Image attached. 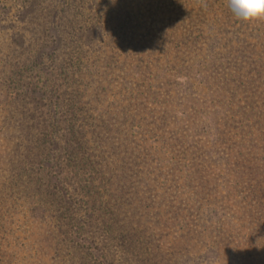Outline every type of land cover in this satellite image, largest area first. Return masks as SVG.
<instances>
[{"label": "rangeland", "instance_id": "rangeland-1", "mask_svg": "<svg viewBox=\"0 0 264 264\" xmlns=\"http://www.w3.org/2000/svg\"><path fill=\"white\" fill-rule=\"evenodd\" d=\"M57 1L65 24L45 36ZM70 1L32 3L34 31L15 17L26 0H0V264H264L254 178L232 173L241 124L264 125V20L226 0ZM72 14L99 35L82 48ZM56 39L50 77L13 73Z\"/></svg>", "mask_w": 264, "mask_h": 264}, {"label": "trees", "instance_id": "trees-1", "mask_svg": "<svg viewBox=\"0 0 264 264\" xmlns=\"http://www.w3.org/2000/svg\"><path fill=\"white\" fill-rule=\"evenodd\" d=\"M37 0H26L28 3L27 5L18 10L16 14V18H20L23 20H29L30 25L33 27V30L35 31L36 26H37V21L35 20V15L36 14L32 10V3L34 4ZM61 1V0H60ZM206 1V0H202ZM71 3L75 1L72 0L70 1ZM59 2H54L53 4L51 3L48 7H43L41 6V13L42 15H45L47 17L48 23L50 24L48 28L46 29L45 36H51L52 34L58 32V28L60 27L59 25L65 24L63 23V19H61L67 12L63 10V7H58ZM36 5V3H35ZM63 6L67 7L68 3L66 2ZM81 7L83 5H80ZM5 7L2 8V11H4ZM72 18H75L76 21H72L71 25H75V32L78 34L80 38H82V42L78 44L79 48H82L84 44H90L95 38L98 36L96 35V27L92 24V22H89L88 20L86 21L84 18L83 14H72ZM84 19V21H83ZM15 20V19H14ZM73 27V26H71ZM50 28V30H49ZM76 33L74 35H76ZM260 33V30H259ZM95 36V37H94ZM257 36H261L260 34H257ZM130 38L128 35H125V39ZM133 38V39H132ZM128 41L129 43L131 40H134V36ZM12 39L14 40L13 42L17 43L20 47L24 44L25 38L19 32H16ZM136 43L139 42V40L135 41ZM60 39H56L55 41L52 40L51 45L45 44L43 47H38L36 51L33 52V54L25 55L23 58V61L20 63H14V72L16 75H20V72L27 70L29 68L35 67L39 68L38 72H42L43 74L46 75V77H50L51 75H47V73L51 72L50 70L48 71H42L40 68H50L49 64L46 62L44 64V59L45 57L52 58V53L56 51V48L59 46ZM243 42L241 43V45ZM20 50V49H19ZM24 50V46H23ZM53 51V52H52ZM62 53H59L58 55L55 54L57 58L63 59L65 58L64 50L62 49ZM264 51V49H263ZM20 52V51H19ZM48 52V53H47ZM66 59V58H65ZM64 59V60H65ZM213 59V58H212ZM225 69V67H223ZM226 74V72H224ZM262 85L264 84V76H262ZM221 82L224 83V88L220 90L222 93L223 92H229L231 95H235L236 91L234 90L232 83L229 84L230 80H228L226 77H223L221 79ZM253 82V81H251ZM218 88L216 87L214 90L216 91ZM253 110V109H252ZM250 114H253V112L250 109ZM254 115V114H253ZM260 121L264 124V112L260 114ZM242 126L239 128V131L241 132V136H245V141L248 142V145L245 147L246 150V155L247 157H243V154L241 150L237 152L235 155V160L232 164V173L235 180V185L240 184L242 181L248 180L251 181L254 178V189L253 192L259 196V208L264 209V199H261L262 194H264V138L259 137V134L264 135V125H258L254 124L252 126L249 123L246 124H241ZM79 148L78 146H76ZM250 147V148H249ZM50 154L46 153L42 155L40 161H39V166L38 169L41 170V174L46 176L47 180L51 177L52 175V169L54 168L53 165L50 167H45L48 163V160L50 159ZM237 158V159H236ZM55 162V159H51L50 162ZM81 162V159L79 160L78 164ZM79 166V165H78ZM45 168H50V170L47 172ZM82 168L77 167L74 169L75 173L78 174ZM91 177L90 179H92ZM55 180V178H54ZM57 181V180H56ZM56 188V185H55ZM264 198V197H263ZM88 212V211H87ZM92 217V209L84 216H80L78 220H75L73 224L69 225L68 229V235L71 237V240H75L79 237L80 234L85 233L89 222ZM107 228H110L107 226ZM264 236V234H263ZM87 242H89L88 238L85 239ZM256 241V240H255ZM257 244H254L253 249L256 251H259V247L256 246ZM252 246V245H251ZM98 252V251H97ZM103 257V255H100Z\"/></svg>", "mask_w": 264, "mask_h": 264}, {"label": "clouds", "instance_id": "clouds-1", "mask_svg": "<svg viewBox=\"0 0 264 264\" xmlns=\"http://www.w3.org/2000/svg\"><path fill=\"white\" fill-rule=\"evenodd\" d=\"M226 6L239 21L264 20V0H226Z\"/></svg>", "mask_w": 264, "mask_h": 264}]
</instances>
